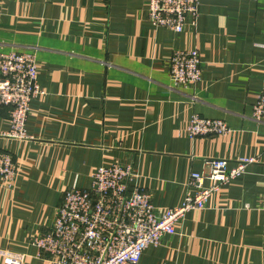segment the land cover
Returning <instances> with one entry per match:
<instances>
[{
	"label": "crops",
	"instance_id": "obj_1",
	"mask_svg": "<svg viewBox=\"0 0 264 264\" xmlns=\"http://www.w3.org/2000/svg\"><path fill=\"white\" fill-rule=\"evenodd\" d=\"M149 0H0V50H33L43 90L31 102L29 139L7 135L16 160L0 180V264H53L32 238L49 230L64 192L90 188L102 165L130 163L157 212L180 205L208 158L256 157L192 210L139 264H264V123L252 118L264 88V0H202L197 27H155ZM200 51L202 79L176 86L175 49ZM224 120L221 135L190 138L192 114Z\"/></svg>",
	"mask_w": 264,
	"mask_h": 264
},
{
	"label": "built area",
	"instance_id": "obj_2",
	"mask_svg": "<svg viewBox=\"0 0 264 264\" xmlns=\"http://www.w3.org/2000/svg\"><path fill=\"white\" fill-rule=\"evenodd\" d=\"M202 0H149L148 20L155 27L183 32L197 27ZM33 50H0V107L9 109L7 135L29 139L27 121L31 102L43 93ZM170 76L176 86L196 85L202 79V58L197 48L175 49L170 58ZM252 118L264 123V88L257 95ZM230 130L221 119L192 114L190 138L225 134ZM256 157L234 160L215 157L202 171L191 174V189L183 202L159 213L151 194L136 183L130 163L102 165L93 172L90 188L76 180L64 192L53 225L32 238L37 255L53 264H139L144 251L157 246L166 234L192 210L204 209L209 198L247 171ZM17 175L15 158L0 150V180L12 183ZM20 255H6L4 264H23Z\"/></svg>",
	"mask_w": 264,
	"mask_h": 264
}]
</instances>
